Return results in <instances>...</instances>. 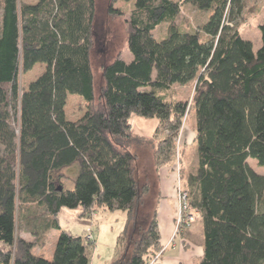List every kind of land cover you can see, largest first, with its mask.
I'll return each mask as SVG.
<instances>
[{"label":"trees","instance_id":"obj_1","mask_svg":"<svg viewBox=\"0 0 264 264\" xmlns=\"http://www.w3.org/2000/svg\"><path fill=\"white\" fill-rule=\"evenodd\" d=\"M130 1V0H128ZM111 2L112 15H125ZM207 14L198 30L177 19L185 5ZM246 0H135L126 17L131 60L119 52L103 64L97 93L92 67L96 0H0V264H90L96 244L61 226L60 211L79 217L98 209L127 211L109 264H151L162 249L156 216L138 225L144 197L130 147V117H155V164L175 154L189 100L170 96L174 84L195 85L197 165L187 178L190 206L199 211L204 253L198 264H264V24L257 52L238 24ZM166 24V35L155 36ZM42 74L23 78L38 64ZM43 68V67H42ZM86 102L70 120L68 96ZM77 165L74 189L63 170ZM58 230L52 258L32 252ZM37 242V241H36ZM152 264H161L152 262Z\"/></svg>","mask_w":264,"mask_h":264},{"label":"rangeland","instance_id":"obj_2","mask_svg":"<svg viewBox=\"0 0 264 264\" xmlns=\"http://www.w3.org/2000/svg\"><path fill=\"white\" fill-rule=\"evenodd\" d=\"M23 1V0H22ZM29 4H34L38 0H24ZM96 17L94 20V47L91 53L92 56V67L94 71V78H95V89L98 91L100 90V86L103 82L102 78V69L103 64L110 63L114 60L119 52L122 53L123 57L126 60H131L132 55L130 53L128 44H127V22L125 21L126 17L131 15L132 10L135 6V0H96ZM115 8H119L122 11H125V15H111L109 12V7L111 2ZM246 9L242 15V18L239 21L238 28L239 31L244 39L251 40L253 42V49L257 52L258 48L261 46L262 38H261V30L259 25L264 24V0H246ZM183 11L178 17L177 23L185 30H198L200 26L207 20V14L203 13L197 8L193 7L192 5H185L183 7ZM167 25L161 24L157 26V29L154 31L155 36L158 38H163L167 31ZM43 67V68H42ZM45 68L44 64L38 63L32 71H29L24 76L22 82L24 87H27L32 81H34L37 76L43 73ZM195 85L192 84H174L173 87L169 90L170 96L176 98L177 100L182 101L189 100V107L187 114L183 118V124L181 126V133L178 136L176 141V148L174 150L175 154L173 159L165 164H169L173 162L176 164V174H178L176 180V196H177V214H176V222H175V231L172 237V241L177 235L182 234L185 230L189 227L195 225V223L200 218V213L198 215L195 214V209L190 206L189 202V211L194 214L195 220L190 221L185 214V218H187V223L179 224L178 223V216L180 212V198L181 192H188V185L186 177V172L184 169L187 170L195 168L194 163H196L197 159V142L194 140L196 136V118L194 112L191 107V101L193 99ZM66 113H68V118L72 120H76L83 116L86 110V102L82 100V98L78 95L71 94L68 96L67 105L65 107ZM132 131L135 135H141L140 132H150V130H156L159 125V120L155 117L145 118L140 115L132 114L130 117ZM157 123V124H156ZM156 132V131H155ZM155 132L152 136L147 137L151 140L150 144H134L130 147V149L138 155L137 159V176H139L140 184H143L149 180L151 184L155 185L156 175L155 170L157 164H155V153H154V145L158 144V141L162 140V138L167 134V132L161 133V135H156ZM249 164L257 171L259 174H264V166H259L257 160L251 158L249 159ZM163 166V165H162ZM160 167V166H159ZM79 167L74 165L72 167L65 168L63 170V174L65 175V186L67 189H74L75 186V176L78 173ZM185 169V170H186ZM188 172V171H187ZM157 187L155 186L151 195L148 196L147 200L145 199V204L142 205L140 208L141 211L138 216L139 223L138 225L141 227H147L154 215L157 218V209L159 206V199L157 197ZM182 190V191H181ZM171 201L170 196L165 198V201ZM189 201V199H188ZM63 211L68 212L66 216L61 214V219L64 225L69 222L74 223V220H70L69 214H73V219H77V215H75L79 211V209H70L65 207ZM109 211V210H107ZM112 211V210H111ZM124 211V210H123ZM95 212L92 213V215ZM91 217V216H88ZM81 218V217H80ZM128 219V215H127ZM128 221V220H127ZM71 224V223H69ZM72 225V224H71ZM21 236H26L27 240L33 239L34 241L36 238L34 235L26 232V228H20ZM65 229V228H64ZM75 233L79 232V228H74ZM89 235L86 236L87 241H93L92 233L89 231ZM123 233V231H122ZM122 235V234H121ZM58 230H55V233H51L50 236H45L44 239H37L34 243V247L32 252L35 254H42L48 258H52L53 251L55 249L56 241L58 238ZM119 238V237H118ZM199 240V241H198ZM197 241H190L194 245L201 244V239L199 237ZM33 241V242H34ZM7 248V245L3 242H0V247ZM97 246V245H96ZM40 247V248H39ZM96 248V247H95ZM166 246H162V249L159 251L157 258H155L152 262H158V258L164 254ZM41 250V251H40ZM95 249L92 251V258L94 256ZM115 251L113 257H115ZM112 257V258H113ZM91 258V259H92Z\"/></svg>","mask_w":264,"mask_h":264},{"label":"crops","instance_id":"obj_3","mask_svg":"<svg viewBox=\"0 0 264 264\" xmlns=\"http://www.w3.org/2000/svg\"><path fill=\"white\" fill-rule=\"evenodd\" d=\"M154 132V130H150L148 133L140 132L139 134L150 137L154 134ZM175 165L176 164L173 160V162L169 164H163V166L160 167L156 166L155 185L151 184L149 180L145 182L150 186V192L147 194L148 196L151 195V192H153L155 186L158 189L157 197L159 199V209H157L156 212L161 235L160 241L162 242L163 246H166L164 254L158 258V262L161 264H198V260L204 253L203 245L200 243L194 245L192 242L197 241L199 237L201 238L202 236L203 228L200 219H198L195 225L189 227L182 234L177 235V237L174 238V241L171 242L175 231L177 214V196L175 184L178 174H176ZM194 165L196 168L197 162L194 163ZM195 168H192V170H187L186 168V170L184 169V172L187 174L185 180L190 174L194 173ZM76 170H78V168ZM147 195L144 197V201L145 199L147 200ZM169 196L171 201H165V198ZM144 201L142 205L145 204L146 201ZM63 210L64 208L61 209V213L59 215L60 223L62 222L61 214L64 216L68 214V212ZM79 213L80 212L77 211L75 214L77 215L76 220L73 219V214H69L70 220H74L75 222H69L72 225L69 223L66 225L61 223L62 228L68 229L74 234H83L85 236H88V232L90 231L92 233L93 239L96 242L95 244L97 245L90 264H109L114 258L113 254L117 246L118 237L122 234V231L127 225L128 212L123 210L107 211L98 209V211L91 215V217L84 218H80ZM74 228H79V232L75 233V231H73L75 230ZM55 230H50L47 235L50 236L51 233H55ZM23 237L26 240L28 239L26 236ZM28 241L33 242L34 240L31 239Z\"/></svg>","mask_w":264,"mask_h":264},{"label":"built area","instance_id":"obj_4","mask_svg":"<svg viewBox=\"0 0 264 264\" xmlns=\"http://www.w3.org/2000/svg\"><path fill=\"white\" fill-rule=\"evenodd\" d=\"M182 191V190H181ZM181 198H180V204H179V207H180V212H179V216H178V223L181 224L184 220L186 221L187 223V218L188 220L190 221H194L195 220V217H194V214L192 212L189 211V196H188V192H184L182 191L181 192ZM187 215V218H185L184 215ZM195 214L198 215L199 214V211H195ZM14 252H13V255H12V262L11 264H14Z\"/></svg>","mask_w":264,"mask_h":264},{"label":"bare ground","instance_id":"obj_5","mask_svg":"<svg viewBox=\"0 0 264 264\" xmlns=\"http://www.w3.org/2000/svg\"><path fill=\"white\" fill-rule=\"evenodd\" d=\"M183 223H186V221L184 220L181 224H183ZM181 224H180V225H181ZM157 256H158V254L156 255V258H157Z\"/></svg>","mask_w":264,"mask_h":264}]
</instances>
